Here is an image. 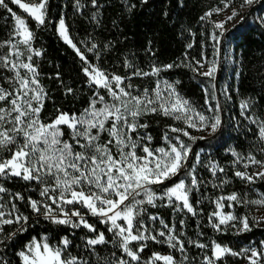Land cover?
Segmentation results:
<instances>
[{
    "label": "snow or ice",
    "instance_id": "snow-or-ice-1",
    "mask_svg": "<svg viewBox=\"0 0 264 264\" xmlns=\"http://www.w3.org/2000/svg\"><path fill=\"white\" fill-rule=\"evenodd\" d=\"M10 2L37 25L47 23L48 0ZM90 2L99 9L98 0ZM141 3H147V0H141ZM220 4L221 7H213L200 17L201 21L209 20L212 24L214 31L210 38L214 42L213 55L217 58L221 52L222 38L228 31L226 25L233 22L235 28L245 21L246 9L254 4L264 6V0H240L238 8L233 7V0H220ZM76 6L79 10L80 0H76ZM134 7L130 5L129 11ZM0 8L5 9L14 21L9 39L0 42V48H7L6 53L0 54V81H3L0 83V180L35 182L41 188V199H33L31 196L25 198L20 192L10 193L4 183H0V194L8 196L5 200L4 195H0V245L6 248L8 241L28 230L31 218L18 207L16 201H21L26 203L37 218L43 217L52 224L67 225L72 229L82 227L93 233L84 241L90 252L94 253L98 245L113 243L118 246L123 255L114 260H106V264H141V253L147 247V241L167 244L173 252L181 254V259L177 260L173 254L152 252L143 264H187L189 257L185 241L181 239L184 233L177 235L175 228L158 216H149L148 219L159 220L162 227L150 229L140 217L146 212L145 205L155 208L157 201H166L164 206L173 207L176 212L197 214L190 196L204 183L196 175L203 150L195 153L196 163L191 168L188 163L193 153V144L206 137L193 136L188 129L213 135L222 127V106L219 102L212 103L217 101L214 81L218 59L207 61L202 54L201 59L197 60L186 51L184 60L188 62L183 65L153 64L150 71H144L132 60L125 58L124 67L131 70L128 75L109 73L92 63L85 51L77 47L70 37L65 19L61 17L57 25L58 35L76 52L82 62L81 70L87 77L88 86L96 90L92 92L88 107L81 113L70 114L57 109L55 118L45 122L41 114L49 96L41 83L39 68L34 59L42 57L43 51L33 47V31L26 19L9 7L7 0H0ZM221 13H225L223 19H211ZM92 19L97 20V16L93 14ZM256 21L264 26V15L258 16ZM186 47L191 49L193 45L188 44ZM148 51L152 50L149 48ZM87 52L96 56L97 60L100 59L101 52L96 43L87 47ZM180 66L189 68L211 82L204 89L206 112L198 111L190 100L179 94L176 89L179 81L171 83L157 79L154 88H144L143 91L131 83L135 77H159L162 71ZM5 72L10 75H5ZM59 76L57 72L56 78L59 79ZM100 90H104L110 99H106ZM227 92L228 89H225L226 96ZM65 94H74V89L65 87ZM227 98L231 99L230 96ZM254 107L251 100L241 101V116H245ZM149 114L170 117L183 122L186 127L169 126L163 135L166 146L152 148V136L141 132L148 128V124L142 123L141 118ZM246 118L257 126V136L261 142L258 150L264 153V119L250 115ZM64 128L71 132L69 139H65ZM104 133L107 139L102 140ZM169 133L178 135L170 136ZM181 136L187 137L192 143H185ZM231 154L235 158L234 165L244 161L245 170H235V177L248 184L264 180V160L257 159L252 153L243 156L232 150ZM251 165L258 166L259 170L249 173L247 169ZM207 167L213 177L226 171L215 162H210ZM183 172H186L190 182L178 179L162 192L156 191V188L173 181ZM227 183L229 181L223 179L219 185L214 186L222 187ZM212 203L215 210L209 214L208 222L217 232L230 228L235 229L239 235L252 231L253 224L259 226L264 223V216H238L225 210L237 204L264 205V196L249 200L246 195L232 192L227 196L216 197ZM81 209H86L89 215L107 225L112 240L89 223ZM184 223L180 221L182 226ZM6 225L17 227L5 233L3 226ZM134 242L138 247H133ZM187 243L200 249L209 248V245L198 241L189 240ZM71 246L72 241L67 236L62 237L58 245L50 244L46 236L39 240L32 237L16 255L20 258V264H90V261L72 255ZM210 252V255L203 256V264H218L227 256L241 257L248 264H264V241L260 242L259 248L250 246L234 251L213 240ZM112 255L115 257L116 254ZM0 264H11L2 252Z\"/></svg>",
    "mask_w": 264,
    "mask_h": 264
},
{
    "label": "trees",
    "instance_id": "trees-1",
    "mask_svg": "<svg viewBox=\"0 0 264 264\" xmlns=\"http://www.w3.org/2000/svg\"><path fill=\"white\" fill-rule=\"evenodd\" d=\"M7 2L13 11L26 19L33 31L35 36L33 47L43 51L42 57L34 59L39 68L41 83L49 96L41 114L45 122L55 118L58 114L57 109L70 114L81 113L88 107L92 92L96 90L88 86L87 77L81 70L82 62L76 52L58 35L57 24L61 17L65 19L70 37L77 47L85 51L92 63L98 64L109 73L128 75L131 70L124 67L125 58L132 60L144 71H150L153 64L183 65L188 62L184 60L186 51L190 57H195L197 60L201 59L202 54L207 61L218 59V71L214 81L217 101L212 103L219 102L222 106V127L213 135H198L205 136L206 139L197 140L193 144V153L188 163V167L191 168L192 164L196 163L195 153L203 150L196 175L204 183L199 185V190L192 192L190 196L197 214L192 215L186 211L176 212L173 207L164 206L166 201H157L155 208L145 205L146 212L140 219H143L150 229H160L162 226L159 220L148 219L149 216H158L169 226H173L177 235L183 232L181 239L185 241L189 257L187 264H203V256L211 254L210 246L213 240L234 251H240L247 246L259 248L260 242L264 241V223L259 226L253 224L252 231L237 235L236 230L230 228L223 232L215 231L208 219L209 214L215 210L212 201L216 197L227 196L232 192L241 196L246 195L249 200L264 196V180L248 184L234 176L235 170L245 169L242 162L233 164L235 158L231 154L232 150L243 156L252 153L257 159L264 160V153L258 150L261 142L257 136V126L246 118L250 115L253 118L264 119V26L256 21L258 16L264 15V6L254 4L245 10V21L235 28L233 24L228 28L222 38L221 52L217 58L213 55L214 42L210 38L214 31L212 24L209 20L201 21L200 17L211 8L221 6L220 0H147V3H141V0H98L99 9L93 7L90 0H80L79 10L76 0H48L47 23L43 26L37 25L18 6L11 4L10 0ZM239 3L240 0H236V4ZM130 5H135L131 11H129ZM93 14L97 16L98 22L92 19ZM13 27L14 21L9 13L0 8V42L9 39ZM92 43L99 46L101 52L99 60L92 53L87 52V47ZM188 44H192L193 47L188 49L186 47ZM149 48L151 52L148 51ZM6 52L7 48H0V54ZM57 72L60 74L59 79L56 78ZM4 74L10 75L7 72ZM157 79L171 83L179 81L180 83L176 85L179 94L190 100L198 111L206 112L204 89L211 83L207 78L180 66L162 71L159 77H135L131 83L138 90L152 89ZM4 86L7 87L6 84ZM67 86L74 89V94H65ZM225 89H228L227 96L231 99L224 94ZM100 91L104 94L102 90ZM243 100H251L255 105L245 116L240 114V103ZM141 122L148 124V128L142 130L152 136L151 147L166 146L163 135L169 126L186 127L181 121L156 114L142 117ZM64 132L65 139H69L70 130L64 128ZM169 135L178 134L169 133ZM104 139H107L106 133L102 134V140ZM181 139L185 143H192L187 137L181 136ZM210 162H215L226 171L217 173V176L213 177L207 167ZM178 179H187L190 182L186 172H183L173 181L156 188V191L162 192ZM223 179H227L229 183L222 187L214 186L219 185ZM0 183H4L10 193L20 192L25 198L31 196L33 199H41L39 196L41 188L35 182L11 179L6 182L0 180ZM0 195H4L5 200L8 199L7 194ZM16 203L21 212L30 216L31 223L26 232L19 233L8 241L6 248L0 245V252L5 259L11 261V264H20V258L16 253L23 250L32 237L40 239L43 236H46L52 245H58L60 239L67 236L72 241L71 254L90 261V264H106V260H114L123 255L119 247L113 243L98 245L94 253L90 252L86 249L84 241L85 238L93 236V233L88 232L87 229L82 227L72 229L67 225L52 224L43 217L37 218L26 203L21 201ZM81 211L89 223L94 224L98 231L104 232L106 238L112 240V233L107 232V225L101 224L96 217L89 215L86 209ZM232 211L238 216L254 217L253 204H237ZM181 220L185 222L183 226L180 224ZM250 223L253 222L250 220ZM3 227L7 233L15 230L17 226ZM189 240L207 244L209 248H197L193 244H188ZM146 243L147 247L141 253V264L151 256L152 252L173 254L177 260L181 259V254L173 252L167 244L152 241ZM133 247H138V244L134 243ZM112 253L116 254L115 257ZM124 258L127 259L126 256ZM241 262L238 257L227 256L218 264H241Z\"/></svg>",
    "mask_w": 264,
    "mask_h": 264
},
{
    "label": "rangeland",
    "instance_id": "rangeland-1",
    "mask_svg": "<svg viewBox=\"0 0 264 264\" xmlns=\"http://www.w3.org/2000/svg\"><path fill=\"white\" fill-rule=\"evenodd\" d=\"M222 6V5H221ZM219 6V7H221ZM239 4H236V0H233V7H237L238 8ZM224 15L225 13H221L220 15H214L212 17L213 20H220V19H223L224 18ZM233 24V22H230L226 25V28L228 29L231 25ZM58 25V24H57ZM206 70V69H205ZM137 89V88H136ZM103 91V95H105L106 99H110L108 96H107V93ZM140 91H143V90H140ZM188 131L190 132L191 135L193 136H198V135H204V134H208L207 132H199V131H196L195 129H188ZM141 132H144L143 130H141ZM152 148H156V147H152ZM243 163L244 161H242V166H243ZM259 168L258 166H255V165H251L247 171L249 173L251 172H254V171H258ZM261 198V197H260ZM258 198V199H260ZM254 205V204H253ZM226 211H232V209H225ZM233 212V211H232ZM253 216L255 218H259L260 216H264V205H254V211H253ZM39 240V239H38ZM135 243V242H134ZM247 247H250V246H247ZM246 248V247H245ZM239 259H241V264H248V262L241 258V257H238Z\"/></svg>",
    "mask_w": 264,
    "mask_h": 264
}]
</instances>
